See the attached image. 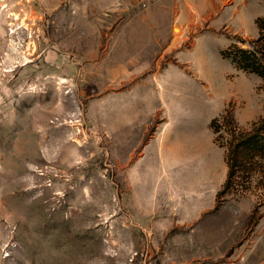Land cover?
Masks as SVG:
<instances>
[{
  "label": "rangeland",
  "instance_id": "rangeland-1",
  "mask_svg": "<svg viewBox=\"0 0 264 264\" xmlns=\"http://www.w3.org/2000/svg\"><path fill=\"white\" fill-rule=\"evenodd\" d=\"M104 2L0 0V264H264V158L217 199L223 116L264 118V79L222 55L258 18L210 26L227 43L204 52L118 56L130 14Z\"/></svg>",
  "mask_w": 264,
  "mask_h": 264
},
{
  "label": "crops",
  "instance_id": "crops-1",
  "mask_svg": "<svg viewBox=\"0 0 264 264\" xmlns=\"http://www.w3.org/2000/svg\"><path fill=\"white\" fill-rule=\"evenodd\" d=\"M254 1L260 3L259 0H105L102 7L116 8L125 2L123 7L130 14L114 31L113 48L118 56L163 57L178 56L183 51H207L210 40L225 45L226 40L211 31L210 26L254 24L261 17L251 11ZM141 25L151 26L148 33L151 43H140L144 37L140 34ZM175 27L182 32L181 37L174 34ZM190 34H195L194 40L184 49V36Z\"/></svg>",
  "mask_w": 264,
  "mask_h": 264
},
{
  "label": "trees",
  "instance_id": "trees-1",
  "mask_svg": "<svg viewBox=\"0 0 264 264\" xmlns=\"http://www.w3.org/2000/svg\"><path fill=\"white\" fill-rule=\"evenodd\" d=\"M259 36L249 42L250 48L244 49L233 43L222 51L228 59L239 69L255 73L264 79V19L258 18ZM243 42L238 39V42ZM223 122L232 125L230 128V142L226 149L227 177L217 199L235 191L240 180L247 181L253 174L262 169L261 159L264 158V118L257 122L250 131H243L234 126L233 116H223ZM234 127V128H233ZM218 129H216L217 132Z\"/></svg>",
  "mask_w": 264,
  "mask_h": 264
}]
</instances>
